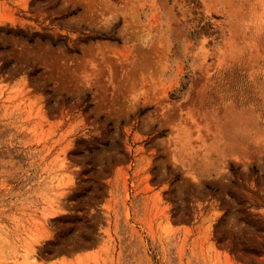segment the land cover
Here are the masks:
<instances>
[{
  "label": "rangeland",
  "instance_id": "1",
  "mask_svg": "<svg viewBox=\"0 0 264 264\" xmlns=\"http://www.w3.org/2000/svg\"><path fill=\"white\" fill-rule=\"evenodd\" d=\"M0 264H264V0H0Z\"/></svg>",
  "mask_w": 264,
  "mask_h": 264
}]
</instances>
